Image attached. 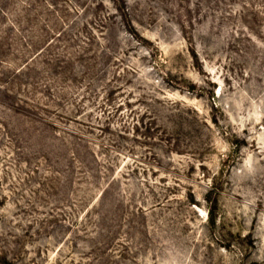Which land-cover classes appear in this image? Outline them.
<instances>
[{"label": "rangeland", "instance_id": "1", "mask_svg": "<svg viewBox=\"0 0 264 264\" xmlns=\"http://www.w3.org/2000/svg\"><path fill=\"white\" fill-rule=\"evenodd\" d=\"M0 264H264V0H0Z\"/></svg>", "mask_w": 264, "mask_h": 264}]
</instances>
